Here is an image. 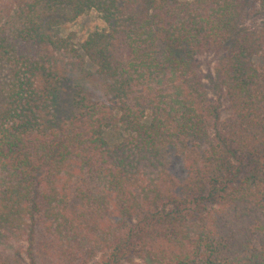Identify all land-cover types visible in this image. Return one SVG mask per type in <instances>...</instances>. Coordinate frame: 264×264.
I'll use <instances>...</instances> for the list:
<instances>
[{"label":"trees","instance_id":"trees-1","mask_svg":"<svg viewBox=\"0 0 264 264\" xmlns=\"http://www.w3.org/2000/svg\"><path fill=\"white\" fill-rule=\"evenodd\" d=\"M0 264H264V0H0Z\"/></svg>","mask_w":264,"mask_h":264},{"label":"rangeland","instance_id":"rangeland-1","mask_svg":"<svg viewBox=\"0 0 264 264\" xmlns=\"http://www.w3.org/2000/svg\"><path fill=\"white\" fill-rule=\"evenodd\" d=\"M65 26L66 27H60L55 32H57L61 36L72 33L78 46V44L86 37V35L90 31L103 29V22L101 19H99V16H97L96 13L90 12L85 16L78 17L72 20ZM213 67L214 61L210 56H206L205 58L201 59L200 68L203 77V83H205L206 86L211 85V77L213 76L214 71ZM69 89L70 88L66 86V90L64 93L69 94ZM210 97L214 98V95H211ZM66 98H68V96ZM221 115L222 117H227L229 115V112L226 109V104L224 103L221 104Z\"/></svg>","mask_w":264,"mask_h":264}]
</instances>
